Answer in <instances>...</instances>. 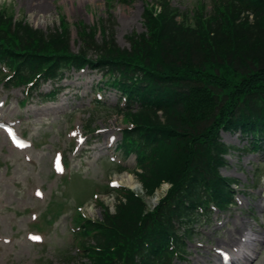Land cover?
Instances as JSON below:
<instances>
[{
  "label": "trees",
  "instance_id": "trees-1",
  "mask_svg": "<svg viewBox=\"0 0 264 264\" xmlns=\"http://www.w3.org/2000/svg\"><path fill=\"white\" fill-rule=\"evenodd\" d=\"M215 2L213 15L190 27L169 0H160L158 13L153 6L144 11L146 32L130 35L129 50L116 46L111 24L100 45L85 33L77 55L66 34L14 23L0 11V61L16 70L9 84L37 73L55 84L70 66L100 70L104 84L124 97L116 113L131 125L119 148L136 154L134 174L148 193L171 185L152 212L127 191L116 197L114 215L104 207L101 220L87 221L80 245L90 264L182 259L196 228L211 223L209 205H236L230 186L238 181L219 170L239 149L220 133L246 137L245 151L264 147V0Z\"/></svg>",
  "mask_w": 264,
  "mask_h": 264
},
{
  "label": "rangeland",
  "instance_id": "rangeland-1",
  "mask_svg": "<svg viewBox=\"0 0 264 264\" xmlns=\"http://www.w3.org/2000/svg\"><path fill=\"white\" fill-rule=\"evenodd\" d=\"M159 1L0 0V11L14 23L66 34L69 52L77 55L85 33H91V39L100 45L111 24L116 46L129 50L130 35L146 32L144 11L153 6V13H158ZM169 2L179 11L178 20L190 27L213 15L215 5H219L215 0ZM65 76L57 84L61 90L53 101L40 100L35 92L32 99L22 104V88L0 85L2 121L12 124L32 144L27 150L17 151L0 132V264H90L74 248L73 217L77 206L89 219L101 220L104 207L114 215L119 203L117 195L107 191L105 185L116 179L126 187L123 175L137 185V189L127 187L145 205V213L152 212L171 187L165 181L152 193L146 192L136 175L130 174L133 157L121 159L114 151L120 140L119 129L131 124L114 112L117 96L112 90H103V106L92 111L100 74L91 70L65 71ZM51 89L48 81L41 91L45 94ZM220 137L225 144L239 149L226 156L227 163L219 174L237 179L234 188L242 192L236 197L240 206L228 210L218 224L202 226L186 243L185 260H177V264H220L217 252L241 251L239 241L247 228L255 237L237 260L241 264H264V147L256 154L243 151L247 138L238 132H221ZM81 138L83 144L78 143ZM55 154L65 156L62 174L54 170ZM118 165L127 168L128 175L119 172ZM36 191L42 193V198L36 197ZM49 206L58 216L47 215L45 223L42 216ZM39 223L42 230L33 226ZM31 234H41L43 239L40 243L30 242L27 237Z\"/></svg>",
  "mask_w": 264,
  "mask_h": 264
},
{
  "label": "bare ground",
  "instance_id": "bare-ground-1",
  "mask_svg": "<svg viewBox=\"0 0 264 264\" xmlns=\"http://www.w3.org/2000/svg\"><path fill=\"white\" fill-rule=\"evenodd\" d=\"M122 181L126 183V185L131 188V189H137V185H135V183L133 182V179L131 177L125 176L123 175L122 177ZM244 238L246 237V240H249L250 243L253 241L252 236L254 235V233L251 231L250 228H248L244 234ZM255 237V235H254ZM246 243V242H245ZM250 245H248L249 247ZM242 249L246 248V244L242 243L241 245ZM250 252V250H248ZM246 257V256H245Z\"/></svg>",
  "mask_w": 264,
  "mask_h": 264
}]
</instances>
